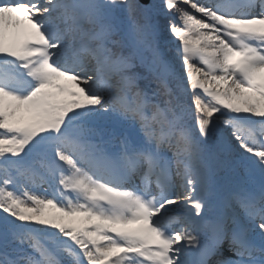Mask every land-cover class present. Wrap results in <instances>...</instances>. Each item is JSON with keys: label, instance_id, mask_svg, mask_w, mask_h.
<instances>
[{"label": "snow or ice", "instance_id": "obj_1", "mask_svg": "<svg viewBox=\"0 0 264 264\" xmlns=\"http://www.w3.org/2000/svg\"><path fill=\"white\" fill-rule=\"evenodd\" d=\"M0 264H264V0H0Z\"/></svg>", "mask_w": 264, "mask_h": 264}, {"label": "trees", "instance_id": "obj_2", "mask_svg": "<svg viewBox=\"0 0 264 264\" xmlns=\"http://www.w3.org/2000/svg\"><path fill=\"white\" fill-rule=\"evenodd\" d=\"M165 35L168 36L167 33H165ZM168 39L171 40L172 38L170 36H168ZM170 49H171V51L169 52V54H174V51H175L174 46H170ZM166 51H169V49H166ZM141 83L143 86V82H141Z\"/></svg>", "mask_w": 264, "mask_h": 264}, {"label": "rangeland", "instance_id": "obj_3", "mask_svg": "<svg viewBox=\"0 0 264 264\" xmlns=\"http://www.w3.org/2000/svg\"><path fill=\"white\" fill-rule=\"evenodd\" d=\"M198 15V14H197ZM95 223V221H93Z\"/></svg>", "mask_w": 264, "mask_h": 264}]
</instances>
